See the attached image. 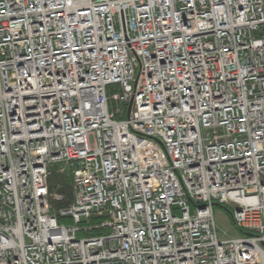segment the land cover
<instances>
[{"label":"built area","instance_id":"built-area-1","mask_svg":"<svg viewBox=\"0 0 264 264\" xmlns=\"http://www.w3.org/2000/svg\"><path fill=\"white\" fill-rule=\"evenodd\" d=\"M0 264H264V0H0Z\"/></svg>","mask_w":264,"mask_h":264},{"label":"rangeland","instance_id":"rangeland-1","mask_svg":"<svg viewBox=\"0 0 264 264\" xmlns=\"http://www.w3.org/2000/svg\"><path fill=\"white\" fill-rule=\"evenodd\" d=\"M236 207L234 203H229L226 206H214V216L220 239L239 237L244 234L232 218L231 212L235 211Z\"/></svg>","mask_w":264,"mask_h":264},{"label":"trees","instance_id":"trees-1","mask_svg":"<svg viewBox=\"0 0 264 264\" xmlns=\"http://www.w3.org/2000/svg\"><path fill=\"white\" fill-rule=\"evenodd\" d=\"M50 186L53 192L61 194L64 198L63 201L56 203L57 207L67 205L72 199V187H71V177L67 172L65 174L59 173L57 168L54 169L50 177Z\"/></svg>","mask_w":264,"mask_h":264}]
</instances>
